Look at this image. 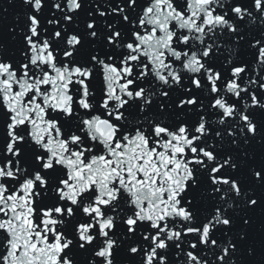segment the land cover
I'll use <instances>...</instances> for the list:
<instances>
[{"label": "snow or ice", "instance_id": "snow-or-ice-1", "mask_svg": "<svg viewBox=\"0 0 264 264\" xmlns=\"http://www.w3.org/2000/svg\"><path fill=\"white\" fill-rule=\"evenodd\" d=\"M0 264H264V0H0Z\"/></svg>", "mask_w": 264, "mask_h": 264}]
</instances>
